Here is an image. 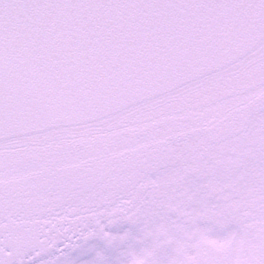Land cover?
<instances>
[{"label": "snow or ice", "instance_id": "1", "mask_svg": "<svg viewBox=\"0 0 264 264\" xmlns=\"http://www.w3.org/2000/svg\"><path fill=\"white\" fill-rule=\"evenodd\" d=\"M92 239L264 264V0H0V264Z\"/></svg>", "mask_w": 264, "mask_h": 264}, {"label": "rangeland", "instance_id": "2", "mask_svg": "<svg viewBox=\"0 0 264 264\" xmlns=\"http://www.w3.org/2000/svg\"><path fill=\"white\" fill-rule=\"evenodd\" d=\"M106 231L113 234H123L128 231V224L118 223L115 228L106 227ZM119 248L108 247L105 242L100 239L89 240L81 249H78L70 254V259L75 262V264H86L88 261H92L96 258V252H102L106 257L107 264H117V260L120 255Z\"/></svg>", "mask_w": 264, "mask_h": 264}]
</instances>
